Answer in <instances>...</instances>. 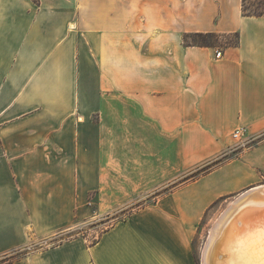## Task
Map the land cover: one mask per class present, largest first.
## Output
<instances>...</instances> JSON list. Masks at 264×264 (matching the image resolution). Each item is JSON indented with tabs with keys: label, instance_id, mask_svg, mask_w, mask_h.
Here are the masks:
<instances>
[{
	"label": "crops",
	"instance_id": "obj_1",
	"mask_svg": "<svg viewBox=\"0 0 264 264\" xmlns=\"http://www.w3.org/2000/svg\"><path fill=\"white\" fill-rule=\"evenodd\" d=\"M211 34L237 41L193 40ZM83 73L97 91L90 131L76 113ZM118 111L127 123L136 113L144 146L198 136L210 151L232 130H264V11L246 0H0V251L30 242L17 218L50 232L45 218L71 217L109 183ZM94 168L99 183L83 182ZM185 230L177 210L143 209L95 243L74 237L6 264H195Z\"/></svg>",
	"mask_w": 264,
	"mask_h": 264
},
{
	"label": "rangeland",
	"instance_id": "obj_2",
	"mask_svg": "<svg viewBox=\"0 0 264 264\" xmlns=\"http://www.w3.org/2000/svg\"><path fill=\"white\" fill-rule=\"evenodd\" d=\"M246 4L250 11H264V0H246ZM193 40L221 47L234 44L237 38L230 34L194 37ZM82 79L87 80L82 83V103L76 113L81 112L83 130L90 131L95 129L92 122L98 119L97 91L89 87V74L83 73ZM132 118L135 121L124 122L120 111L113 116L110 125L113 136L108 144L113 173L108 172L109 183L97 184L83 194L82 199L76 200L71 217L45 218L53 222L49 224L50 232H33V218H17L20 226L27 230L25 237L29 236L30 242L5 252L1 250L0 264L12 262L10 257L17 256L16 260L74 237H85L95 243L117 222L139 210L155 208L177 210L178 219L186 229L193 260L195 264H202L203 249L214 219L241 192L264 184V130L250 133L241 129L240 140L234 137L236 130H232L210 151H205L208 144L198 136L193 141L181 136L158 137L155 146H144L142 138L138 137L136 113H131ZM148 148L158 151L148 152ZM207 165L206 170L197 173ZM81 172L83 182L99 183V169H82ZM219 185L222 187L216 188ZM215 188L218 193L204 192Z\"/></svg>",
	"mask_w": 264,
	"mask_h": 264
},
{
	"label": "bare ground",
	"instance_id": "obj_3",
	"mask_svg": "<svg viewBox=\"0 0 264 264\" xmlns=\"http://www.w3.org/2000/svg\"><path fill=\"white\" fill-rule=\"evenodd\" d=\"M202 264H264V184L241 192L214 219Z\"/></svg>",
	"mask_w": 264,
	"mask_h": 264
},
{
	"label": "built area",
	"instance_id": "obj_4",
	"mask_svg": "<svg viewBox=\"0 0 264 264\" xmlns=\"http://www.w3.org/2000/svg\"><path fill=\"white\" fill-rule=\"evenodd\" d=\"M217 55L218 56H221L222 55V51L221 50H217L216 51ZM234 137H236L237 139H241V132H240V129H237L235 132H234Z\"/></svg>",
	"mask_w": 264,
	"mask_h": 264
},
{
	"label": "trees",
	"instance_id": "obj_5",
	"mask_svg": "<svg viewBox=\"0 0 264 264\" xmlns=\"http://www.w3.org/2000/svg\"><path fill=\"white\" fill-rule=\"evenodd\" d=\"M213 35V34H211ZM210 36V35H209ZM209 165L203 167L202 169L198 170L197 173L201 172L202 170H206L208 168ZM15 258H17V256H13L9 258V261H13Z\"/></svg>",
	"mask_w": 264,
	"mask_h": 264
},
{
	"label": "water",
	"instance_id": "obj_6",
	"mask_svg": "<svg viewBox=\"0 0 264 264\" xmlns=\"http://www.w3.org/2000/svg\"><path fill=\"white\" fill-rule=\"evenodd\" d=\"M253 195V194H252Z\"/></svg>",
	"mask_w": 264,
	"mask_h": 264
}]
</instances>
